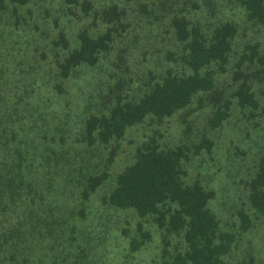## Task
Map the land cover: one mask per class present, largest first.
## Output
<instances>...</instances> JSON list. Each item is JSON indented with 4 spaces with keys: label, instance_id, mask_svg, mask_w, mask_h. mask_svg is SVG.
<instances>
[{
    "label": "rangeland",
    "instance_id": "1",
    "mask_svg": "<svg viewBox=\"0 0 264 264\" xmlns=\"http://www.w3.org/2000/svg\"><path fill=\"white\" fill-rule=\"evenodd\" d=\"M90 1L95 7L85 13L81 5L62 0H31L22 7L25 20L16 34L9 37L0 29V58L4 59L0 81H16V70L23 81L39 77V86L47 87L43 94L48 100L41 102L47 110L38 112L37 122L45 130L43 140L50 138L52 158L40 175L53 172L45 177L44 205L25 206L17 216L25 228L36 229L28 235L30 248H20L19 260H0V264H25L23 256L27 264H164L169 254L182 251V237L168 233L152 217L142 218L133 209L104 202L116 175L134 161L137 148L153 139L161 148H183L186 182L198 180L215 192L210 202L220 227L236 235L225 264H264V215L249 204V182L264 156V64L260 62L264 23L250 20L236 0ZM112 4L123 15L122 24L114 27L111 46L101 52L96 65L82 64L67 78L60 76L58 64L79 44L81 31L99 35L113 28L95 17ZM176 16L200 23L206 33L219 24L236 23L229 62L213 66V88L198 93L171 117H147L121 140L85 141L83 123L91 114L107 113L118 95L125 101L139 98L169 69L183 70L184 49L173 27ZM3 21L6 17L0 14ZM5 38L10 39V47L2 43ZM247 55L253 60L245 59ZM45 81H64L65 90L58 94L52 87L57 82L49 87ZM245 86L255 93L257 107H241L235 94ZM220 107L228 115L215 125L211 118ZM204 138L213 145L193 149ZM104 173L107 178L84 201L87 179ZM243 209L251 217L246 229L240 216Z\"/></svg>",
    "mask_w": 264,
    "mask_h": 264
},
{
    "label": "trees",
    "instance_id": "2",
    "mask_svg": "<svg viewBox=\"0 0 264 264\" xmlns=\"http://www.w3.org/2000/svg\"><path fill=\"white\" fill-rule=\"evenodd\" d=\"M8 1L9 5L6 0H0V14L6 17V22H0V29L9 36L21 28L25 20L21 18L22 7L31 0ZM62 1L67 5H81L85 13H90L95 7L90 0ZM236 1L250 20L264 23V0ZM122 15L117 4L104 6L95 13L96 18L113 28L99 35L81 31L79 44L58 64L60 76L67 78L82 64L96 65L101 52L111 46L113 32L122 24ZM173 27L184 49L181 57L183 70L169 69L139 98L125 101L118 95L107 113L91 114L83 123L85 141L107 144L121 140L147 117H171L188 106L198 93L213 88L216 76L213 66L219 64L221 67L229 62L238 31L236 23L225 22L206 33L200 23L190 22L185 16H176ZM5 39L2 43L10 47V39ZM62 40L66 41L64 36ZM246 58L253 60L251 55ZM260 62L264 64V55ZM3 63L1 57L0 66ZM15 77L16 81H0V260L10 261L19 260L20 248H30L29 232L36 231L25 228V223L17 219L21 213L19 210L25 206L27 209L44 205L48 196L45 177L53 175L50 170L44 176L40 175L41 169L46 168L52 158L50 138L43 140L45 130H40L41 124L37 122L38 112L47 110L41 104L44 99L48 100L43 94L47 87L39 86V77L34 81H23L22 74L16 70ZM45 82L49 87L52 82H57L52 87L58 94L65 90L64 81ZM235 95L241 107L258 106L255 93L249 86L240 88ZM29 106L32 107L28 116ZM227 115V111L220 107L213 113L211 122L219 125ZM31 134L33 137L29 138ZM51 140L56 139L52 136ZM212 145L209 139L204 138L193 149L210 148ZM184 157L183 148H161L156 139L143 144L137 148L134 161L116 175L114 186L104 202L115 208L133 209L142 218L152 217L159 227L182 237L183 250L169 254L164 264H225L224 256L230 253L236 235L220 227V220L210 202L215 192L198 180L186 182ZM106 178V173L88 178L83 200H88ZM249 186L251 210L264 215V156L260 158ZM39 191L40 195L37 194ZM240 216L242 226L248 228L251 225L250 214L243 209ZM41 222L42 218L38 217V223ZM143 233L145 237L149 236L147 231ZM22 261L27 264L28 258L23 256Z\"/></svg>",
    "mask_w": 264,
    "mask_h": 264
}]
</instances>
